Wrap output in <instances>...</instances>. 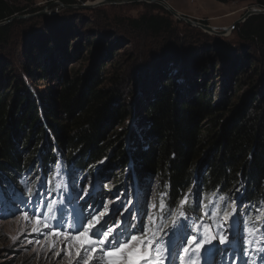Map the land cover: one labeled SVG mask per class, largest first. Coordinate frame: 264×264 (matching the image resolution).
<instances>
[{
  "label": "trees",
  "instance_id": "trees-1",
  "mask_svg": "<svg viewBox=\"0 0 264 264\" xmlns=\"http://www.w3.org/2000/svg\"><path fill=\"white\" fill-rule=\"evenodd\" d=\"M21 1L27 0H0V24L11 21L0 27V43L7 42L13 21L25 13L17 6ZM42 1L46 7L55 1L65 6L85 2ZM214 1L227 5L234 0ZM256 2L264 9V0ZM144 6L162 14L144 13L129 20L127 27L161 41L156 45L159 53L141 56L149 73L163 78L148 98H142L149 93L146 83L129 86L136 79L133 70L140 56L132 55L122 64L123 46L117 36L105 37V27H98L103 37L85 34L75 21L60 20L55 44L48 39L42 48L27 49L18 73H9L13 72L9 66L0 71V211L8 210L11 198L19 195L29 199L32 209L48 213L59 164L64 200L77 194L74 175L92 176L100 169L102 177L111 178L112 186L124 192L153 183L160 215L162 195L166 214L168 205L175 212L191 190L184 208L189 214L211 202L217 217L234 210L230 203L236 208L241 204L244 226L263 228L264 221L254 223L256 209L264 206V71L253 60L246 62L244 71L231 64L230 88L226 85L218 101L212 100L205 79L213 68L201 63L196 49L193 65L183 59L174 49L183 43L176 24L161 7ZM92 24H82L86 26L82 29L89 30ZM234 31L241 43L261 50L263 61L264 15L248 18ZM185 37L192 48L206 38L191 30ZM115 60L123 67H116ZM64 63L72 67L66 71ZM244 73L249 77L244 79ZM222 75L223 69L217 70V76ZM31 80L51 85L33 91L27 83ZM244 86L250 87L248 101L238 96ZM235 98L241 102L232 103ZM37 193L40 203L34 207Z\"/></svg>",
  "mask_w": 264,
  "mask_h": 264
},
{
  "label": "rangeland",
  "instance_id": "rangeland-1",
  "mask_svg": "<svg viewBox=\"0 0 264 264\" xmlns=\"http://www.w3.org/2000/svg\"><path fill=\"white\" fill-rule=\"evenodd\" d=\"M96 1L99 0H85L83 4L94 3ZM112 1H115L118 4L104 5L91 10L67 8L65 5H63L64 7L53 6L47 8L45 2L42 0L21 1L17 6L25 9V13L18 15L15 18V21H13L14 23L10 28L7 42L0 43V71L9 66V70L13 71L9 73H18L21 67L20 64L26 60L24 52L27 49L31 47L36 50L35 46L42 48V46H45L44 43L46 44L48 39L50 43L55 44L54 42H56L59 35L57 32V25L58 23H61L60 20H68L70 21L69 23L75 21L77 29L84 31L83 33L85 34L93 33L97 38L103 37L104 33H101V30H99L98 27H105L107 30L102 28L104 32L106 31L105 37L114 36L116 38L117 36L118 43L123 46L121 53L119 51L120 55L123 54L122 64L125 63L124 59H130L132 55V58L135 57L134 55L140 56L135 64L136 68L133 70L136 79L130 81L129 86L131 87L130 89H132L133 86L135 87L139 83L140 86L146 83L145 90L149 93H146L142 98L150 97V92L162 82L163 78L160 74H157L156 77H154L155 72L149 73L147 70L149 67L144 63L141 56L152 51H155L156 54L159 53V47L156 45L161 41L156 40V42L154 39H151V37H147V33L128 29L127 22L131 19L138 18L144 13L151 15L162 13L160 11H151L147 9L144 5L148 3L140 2L139 0ZM256 1L257 0H234L227 5L217 3L214 0H174L166 2L168 7L178 13L181 17L215 28L219 31L227 29L228 33L225 36L210 35L199 28L188 26L186 23L174 18L161 7L163 13H167L170 16V19L176 24L179 33L178 37L180 38V42H183L181 46H177V48L174 49L183 59H186L187 62L192 60L190 62L192 65L194 64L192 63L193 58H195L193 55L195 51L194 49H196V57L199 58L201 63H204L206 68H213L211 69L212 71L207 74V78L205 79L207 85H209V90L212 89V100L218 101L217 96H222L221 92L223 87L227 85L230 88V82L232 79V76L230 75L231 64L234 65L235 69L242 71L246 62L248 63V60H253L256 65L261 67L260 69L264 71V60L261 61V50L254 49L247 44L241 43L236 38L234 29L230 30V27L240 20L248 10H264L257 6ZM78 5L81 4L69 6ZM40 8H43V10L30 14V11H35ZM42 11H45V14H39ZM91 22L93 23V28L83 30L86 26H82V24H89ZM240 24L242 23L237 25ZM94 26H97V28ZM188 30H191L195 34L206 36V38L201 40L202 43L194 44L192 48V46L189 45L191 41H188V38V40H185ZM130 41L133 45L130 44ZM186 41L188 44H186ZM170 49L171 48L168 47L169 51ZM119 58L120 57H118V59ZM118 59L116 60L118 61ZM116 60L114 61V63H116L115 66L118 65V68H122L123 65L118 64ZM69 67H72V65L64 63L66 71ZM74 67L78 69L79 64L74 65ZM219 69H223L224 76H217V70ZM240 75L241 74H239V76ZM243 77L246 79L249 77V74L245 75L244 73ZM27 83L29 84V87L31 86L33 91H45L51 85L37 80L27 81ZM249 91L250 87L248 88L244 86L238 96H240L241 100L248 101ZM226 93L225 97L229 99L228 95L230 94H228V92ZM128 96L129 95H127V97ZM137 100H139V98H134V101ZM241 100L235 98V100H231V102L233 103L236 101V103H240ZM61 174L62 168L60 167L58 169V175L54 178V198L56 201L53 204V213L51 214L56 219L50 220V224L54 225L59 222V224L63 225L66 229L68 224L72 223V213L74 208L77 211L83 210L85 215L88 214L89 210L95 213L97 209H99L101 200L109 203V207L113 210V217H117V213L123 212V215L118 218L124 220V227L138 223V220L134 221L131 219V214H137V209H141L142 211V205L145 204H147L150 211L154 212V215L160 216V212L157 211V208L156 210L151 209L153 203L156 205L158 203L157 198L154 196L155 190L153 188V183H147L144 188H139L137 185H134V190L131 193L128 189L124 192L121 189L114 188L112 186L111 178L102 177L100 175V169H97L92 176L86 173L74 175L76 177L75 188L77 189V194L65 201L61 197V187L64 185ZM29 181L31 180H28L27 182L30 183ZM58 185L59 187H57ZM106 185L108 187H106ZM24 196L26 197L27 194ZM28 200V198L27 200L22 199V197L20 198L19 195L15 196L11 198V203L6 208L8 210L0 211V264H75L77 260L75 248L73 249L71 258H69L61 252L63 245L62 239L52 236H48L47 239H45V235L49 230L45 229L42 224L40 225L39 234L32 231V228L36 226L34 219L25 221L22 216V213L25 211L31 213L35 210L29 207ZM210 203L211 202H209L207 208H203V210L199 209V213H196L195 215H191L183 209L186 213V217L178 218L175 226L170 224L167 229H164L162 233L164 239L166 241L168 239L175 241L177 237H174V232L177 233V231H179L180 233V226L182 225L186 226L183 228L181 227V233L186 237L191 233L193 222L197 224L202 223L204 225H212V230L214 232L216 231L215 224L220 223L228 229V240L225 244L220 245V247L228 248L229 251L225 255L215 256V264H245V261L249 259L255 261V264H264V259H260L262 254L259 252H252L244 244V240L248 238L247 228L243 229L242 227L243 214L241 211L244 210V207H241L240 204L237 208L234 207L233 211H228L234 212V214L231 220L225 224L222 219L224 214H220L217 217L214 216L217 213H215L216 207ZM89 206L94 207H91L90 209ZM213 207H215V209H213ZM125 208L128 210L124 211ZM35 211L39 213L37 210ZM239 211L240 213H238ZM261 212H264V206L263 209H256L255 216L259 215ZM61 214L63 215L62 220L60 219ZM236 214H238V218L236 217ZM48 215V213H44V216ZM103 219H108V216L106 215ZM261 221H264V217L261 218L260 222ZM166 222V220L159 221L161 225ZM259 223L256 222L254 224ZM129 231H132V229H129ZM13 237H16V239L13 240ZM53 240L56 241V247L49 249V244ZM37 241H39V243H37ZM213 243L219 244V240L217 239L213 241ZM258 246L264 247V240H262L261 244ZM206 247L211 248L212 246L206 245ZM56 252H61L63 258L61 259L58 257L55 254ZM243 253H247V255H244ZM201 254L207 261H209V264H211L215 255L214 252L205 254L202 250Z\"/></svg>",
  "mask_w": 264,
  "mask_h": 264
},
{
  "label": "snow or ice",
  "instance_id": "snow-or-ice-1",
  "mask_svg": "<svg viewBox=\"0 0 264 264\" xmlns=\"http://www.w3.org/2000/svg\"><path fill=\"white\" fill-rule=\"evenodd\" d=\"M56 168L59 169L60 165L56 164ZM106 187L108 186L106 185ZM27 191L30 197L34 195L31 188H28ZM190 195L191 190L182 196L175 212L172 211L173 206L168 205L166 214L163 212L166 205L162 195L159 202L160 216L154 215L147 204L142 205V211L137 209V214H131V219L138 220V223L130 224L128 227H124V220L118 218L123 215V212H119L117 217H113V210L109 207V203L103 200H101L99 209L95 213L89 210L88 214L85 215L83 210L77 211L74 208L72 223L68 224L66 229L59 222L54 225L49 223L50 220L56 219L51 215L54 202L46 205L48 216L37 213L35 210L31 213L25 211L22 216L25 221L34 219L36 226L32 228L33 232L39 234L41 224L45 229H48L45 239L48 236L62 239L61 252L63 255L71 258L75 248L77 257L75 264H209V261L202 256V250L205 254L214 252L215 255L211 264H215V256L225 255L229 251L228 248L220 247L228 240V229L223 224L216 223V231L214 232L212 225L193 222L191 233L186 237L179 231L174 233L177 237L175 241L171 239L166 241L162 235L164 229H167L170 224L175 226L178 218L186 217L183 209L188 203ZM219 199L223 201L225 197L221 195ZM39 203L40 198L37 193L34 207ZM91 207L94 206H89L90 209ZM228 207L234 208L231 203ZM156 208L157 205L153 203L151 209L155 210ZM127 210V208L124 209V211ZM233 214L234 212H224L222 219L225 224L231 220ZM106 215L108 219H103ZM262 217H264V212L255 217L256 222L259 223ZM60 219H63L62 214ZM162 220L167 222L161 225L159 221ZM181 227L186 226L182 225ZM247 237L244 244L252 252L261 253L260 259H264V247L258 246L264 240V232L261 228H248ZM12 239L15 240L16 237ZM217 239L219 244H214L213 241ZM206 245L212 247L208 248ZM55 247L56 241L53 240L49 244V249ZM61 252L55 254L62 259ZM243 254L247 255V253ZM245 264H255V261L249 259L245 261Z\"/></svg>",
  "mask_w": 264,
  "mask_h": 264
},
{
  "label": "water",
  "instance_id": "water-1",
  "mask_svg": "<svg viewBox=\"0 0 264 264\" xmlns=\"http://www.w3.org/2000/svg\"><path fill=\"white\" fill-rule=\"evenodd\" d=\"M139 1L140 2H145V3H148V4H155V5L159 6V7H162L170 15H172L174 18H176L177 20L186 23L188 26L199 28L202 31H204L205 33H208L210 35L225 36L228 33L227 29H222V30L219 31V30H217L215 28H211L209 26H205V25H202V24L197 23L195 21H191L189 19L181 17L178 13L174 12L173 10H171L168 7V5L166 4V2L158 1V0H139ZM115 4H118V3L115 2V1H112V0H105V1L99 0V1H96L94 3H86V4H81V5H78V6H66V7L67 8H76V9H80V10H91V9H95L97 7H100V6L115 5ZM53 6L64 7L63 4H61L60 2L55 1V2L51 3L47 8H50V7H53ZM39 14H45V11H42ZM258 15H264V10H255V9L248 10L245 13V15L240 20H238L236 23H234V25L232 27H230V30L234 29L235 25L245 22L248 18H250L252 16H258ZM10 22L11 21L1 23L0 27L1 26H5V25L9 24Z\"/></svg>",
  "mask_w": 264,
  "mask_h": 264
}]
</instances>
